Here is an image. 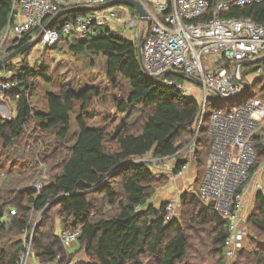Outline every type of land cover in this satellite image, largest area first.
Masks as SVG:
<instances>
[{"label": "trees", "instance_id": "1", "mask_svg": "<svg viewBox=\"0 0 264 264\" xmlns=\"http://www.w3.org/2000/svg\"><path fill=\"white\" fill-rule=\"evenodd\" d=\"M13 1L0 0V36L12 23ZM213 9L212 5L211 12ZM64 11L63 17L56 20L59 24L89 13ZM222 16L246 17L264 24V1L231 7ZM40 32L41 28H36L10 41L8 53L23 48L27 50L21 55L28 53L33 35ZM61 43L68 45L75 55L103 58L106 83L101 90L65 88L56 93L47 92L45 110L35 109L31 96L39 89L38 82L53 83L50 69L44 64L34 69L24 60L21 68H17L12 80L18 79L22 84L6 96L16 101L17 110L11 120L0 117V138L6 148L21 152L25 145L31 153L19 165L0 163V264H17L30 242L38 264H51L56 259L58 264H187L191 247L189 230L208 235L203 245L211 256L225 257L228 223L219 213L205 207L197 194L186 192L181 196L185 224L178 220L165 223V205L158 209L149 204L144 210L139 209L155 194L156 186L166 181L163 176L157 177L151 163L140 159L151 153L159 160L181 153L197 133L199 102L181 96L175 87L157 78L146 76L136 44L120 33L99 29L94 37L74 42L62 38ZM260 64L264 65V61L257 65ZM8 66L9 62L0 65V74ZM173 76L166 75L168 79ZM120 79L126 82L128 91ZM261 90V86L256 88L253 97L262 99ZM103 94L114 102L115 112L89 126L85 116L90 112L88 108L93 98ZM118 94L123 95L118 97ZM76 104L81 106L76 120L79 131L76 141L68 145L72 138L71 114ZM31 123L53 136L54 143L46 144L43 139L42 147L37 146L28 135ZM210 141L207 119L198 131L195 144L192 165L199 176L195 184H201L205 175ZM40 147L47 150L42 154L41 149L38 154ZM255 148L263 159L264 128L256 137ZM42 162L50 167V174L47 173L44 187L37 191L34 185L43 178L39 167ZM257 203L250 223L264 234L262 193ZM11 211L16 214L12 215ZM36 214H41V218L35 226ZM57 218L63 231L81 230L76 243L86 253L89 263L75 261V253L64 247L56 233ZM26 230L28 238L24 241ZM145 258L148 260L143 261ZM253 259L254 264H264L262 244L256 247Z\"/></svg>", "mask_w": 264, "mask_h": 264}, {"label": "built area", "instance_id": "2", "mask_svg": "<svg viewBox=\"0 0 264 264\" xmlns=\"http://www.w3.org/2000/svg\"><path fill=\"white\" fill-rule=\"evenodd\" d=\"M111 1L14 0L12 23L1 36L8 41L11 37L21 38L36 28H41L42 32L61 11L79 7L95 8ZM133 1L142 5L147 14L146 20L141 19L138 12V20L131 21L129 17L128 21H122L121 12L125 9L120 5L101 11H88V14L63 24L55 21L44 30L40 43L43 48L49 49L56 47L62 38L72 35L77 40H85L96 36L99 29H104L110 23L114 27L107 29L118 31L131 41L137 38L136 44H140L142 56L141 66L151 78L166 76L169 70L184 73L190 85L174 81H169L167 85L175 87L181 96L199 102L201 114L198 130L205 120H209L214 139L199 196L203 203H213L216 212L229 224L226 254L228 259H234L236 248L240 246V225L244 222L241 220V189L256 162L255 138L264 128V103L251 96L237 110L214 108L207 117V109L212 96L220 101L239 103L248 98L251 87L257 88L256 83L249 81L250 76L246 71L264 61L261 59L264 56V24H257L246 17L225 18L222 14L231 7H243L264 0ZM212 5L214 9L211 12ZM139 34L143 36L142 40L141 37L138 39ZM254 73L253 76L264 75V67H258ZM15 74L0 77L1 97L5 98L7 93L21 86V81L12 80ZM172 159L168 157L155 162L162 173L174 175ZM184 175V171L178 174L179 177ZM43 186L39 182L35 188L41 190ZM174 207V203L167 207L166 223L172 220ZM11 214L15 215L16 212L11 211ZM80 234L81 230L64 232L61 240L70 246ZM22 238L27 240V230L23 231ZM31 248L32 242L27 244L17 264H29ZM58 262L56 259L51 264Z\"/></svg>", "mask_w": 264, "mask_h": 264}, {"label": "rangeland", "instance_id": "3", "mask_svg": "<svg viewBox=\"0 0 264 264\" xmlns=\"http://www.w3.org/2000/svg\"><path fill=\"white\" fill-rule=\"evenodd\" d=\"M120 7H123L125 9L124 12H121L122 21L124 22L128 21L129 17L131 21L138 20V10L136 8L129 6V5H120ZM108 27L113 28L114 26L110 23H107L104 29L105 28L107 29ZM40 33L33 35V41L38 39ZM122 36L125 37L126 39H129L128 37L124 35ZM140 37H141V34L138 35V39H140ZM66 39L70 40L71 42H74L75 40H77L74 38V35H72L71 37H66ZM136 39H134L135 42L133 40L135 44L138 42L136 41ZM14 40L15 39L11 37L8 41H4L3 37L0 36V63H1L0 65L6 64L7 62H9V65H10L8 66V68H6V70L2 71V73L0 74V77L6 76L9 73H16L17 68L22 66L21 64H22V61L24 60L25 63H28L29 66L34 69L41 67L43 64L47 65L50 69V76L53 78V83L51 84L47 82L46 83L38 82V84H40V87L31 96L32 101H33V106L35 109L45 110V106H46L45 95L47 92L56 93L59 90L65 89V88H71L75 91H81L87 88H97L101 90L106 83L105 60L101 57H93L89 55H75L69 51L68 45L61 43V41L56 47H52L49 49L43 48L40 41H38L35 44H32L33 42L32 41L29 44V47L27 46L28 48H30L28 53L27 51L24 52L25 54L27 53L26 55L24 54L25 56L21 54H23L22 51L27 50V48H23L17 52H13L9 54L8 50L11 46V42ZM136 46L138 48L139 61H140V64L142 65L140 44L139 45L136 44ZM261 66L264 67V65L260 64V65H257L255 67L248 69L246 73H249V76H250L249 81H253V83H256L255 86L257 87V89L260 86L262 87L261 92L262 94H264V86H262L264 84L262 85L260 84L259 86L260 81L264 80V75L262 76L252 75V72L254 73L255 69ZM141 67L143 69V66ZM157 80L162 83L163 82L168 83L169 81H174L176 83H181L183 85H190L189 84L190 82L187 81L186 78H181L178 76H173L172 79H168V77L162 76V77L157 78ZM120 82L123 84L124 89L128 91L129 88L126 82L122 79H120ZM255 90L256 89H254V87H251V91L249 92L248 98H245L239 103H234L233 101H220L218 98L212 96L209 102L210 105L207 109V117L209 114L213 112L214 108H220V109H225V110H237L243 105V103L250 100L251 96L254 95ZM121 95L123 94H118V97H121ZM257 99H260L262 103H264V96L262 99L260 97H258ZM80 108L81 106L76 104L71 114V133H72L71 136L72 138L68 142V145H71L74 141H76V138L78 135L79 129L77 127L76 120H77L78 115L80 114ZM88 109L90 112L86 113L87 115L85 116H86L87 124L91 126L93 125L95 121L100 123L102 120L107 118L109 115H113V113L115 112V104L111 99H108V97H106V95L103 94L100 97L93 98L92 104L90 108ZM16 110H17V103L13 98L9 100L7 97L4 98L0 96V117L1 118L11 120L15 116ZM262 129L257 133L258 135L260 132H262ZM198 131L199 130H197V133H196L197 136H198ZM28 135L33 137L32 140H35V142H37L36 144L37 146L40 145L42 147L43 139H45L46 144L54 143V140H53L54 137L49 135L48 133H43L42 131H40V129H38V125H36L35 123H31V126L28 129ZM196 135H195L196 138L193 137L192 140L190 141L189 143L190 146L186 147L181 153L172 156L174 175L173 174L166 175L162 173L158 169L157 163L155 162L156 160H159V159H154L152 156V153L140 159V161L151 163L150 167L152 171L157 175V177L161 178V176H163L166 179V181L162 180L161 184L156 186L155 194L149 199V202L151 203V205L157 207L158 209H160L163 205L166 206L165 207V210H166L165 223H166V216H167V207L169 206V204L174 203L175 207H174L173 212L171 213V218H172L171 221L178 220V221H181V223L185 224L184 223L185 219H183V208L181 206V200H180L182 195L179 197L178 201H177L178 196L177 197L173 196L169 198L170 199L169 201H173V202L163 204L162 206L159 205L158 201H154V200L157 197L159 190L165 189V187L167 186L169 187V190H172V191L174 190L173 184L177 181V180L175 181V179L182 178L178 176V174L181 171H184L186 174V172L189 171L191 168L194 169L192 163L194 161V155L196 152V149H195V144L197 141ZM213 139L214 138L211 133V141L207 146V148L209 147L208 154L211 150ZM255 141H256V138H255ZM23 144H25V142ZM3 145H4L3 141L0 138V163L8 162L10 164L12 162H15V164L19 165L23 163L22 158L28 155L29 153H31V149L29 147L27 148V146L25 145L23 146V150L21 152H15L13 147L6 148ZM109 145L112 146L113 143L109 142ZM41 147L39 148L40 150L37 149L38 154H40L41 152V149H42ZM51 148L53 149L52 145H51ZM46 150L47 148L44 147L42 149V154ZM255 153H256V162L254 163L251 169V175L241 189V193H242L241 220H244V219L246 220L242 222L240 225L239 235L241 237V240L238 241V243H240V246L236 248L235 258L228 259L227 254H226L227 253L226 241H225V249H224L225 257H221L222 259H220V258L211 256L208 253V251H206L205 245H203V241L205 242L208 240V235L198 234L195 232V230H189L188 235H189L191 247L188 253V258L185 260L187 264H254L253 254H254L256 247L260 244L264 246V234L260 233L250 223L251 215L256 211V208H257V204H258L257 197L260 193L264 195V158L262 159L259 153L257 155L256 148H255ZM208 154H207V163H208ZM179 162H181V164ZM178 164H180V167H181L180 169L178 168L179 166ZM39 167L41 168L43 172V178L40 179L34 185V188L39 182H42L44 184L45 178L47 179V176H48L47 173H49V169H50V167L47 168V165L44 162L40 163ZM182 167H183V170H181ZM2 174H4V172ZM172 178L174 179V182L170 183L171 182L170 180ZM195 183L196 182H194V179H192L191 188L186 187L185 189H183L182 194L186 193V191L189 190L187 191L188 193L197 194L199 196V186L198 185L201 186V184L199 183L195 184ZM179 187H181V185H179ZM37 191H40V190H37ZM176 193L177 191L174 194ZM148 203L143 208H139V209L144 210V208L149 205ZM202 204L205 207L211 208L212 210L216 211L214 209L213 203L209 202L208 204H206L202 202ZM108 209L109 208H107V210ZM244 212L246 214V218H245V215L243 214ZM34 216L36 220L35 221V226H36L38 222L40 221L39 219L41 218V214H36ZM34 230L30 235L31 240L33 238ZM62 231H63V227H62L61 221L59 218H57L56 219V233L60 237V240L62 239V235L65 232V231L64 232ZM228 235H229V224H228ZM244 236H247V237L243 243L242 237ZM76 242L77 240L74 243H72L70 246H66L63 242L62 244L67 250L75 253L73 254V259H75V261L77 262L79 261L80 263H89V258L87 257L86 253L84 252L82 248H79ZM147 260L148 258H145V260L143 259V261H147ZM36 263L38 264V262L35 260L32 253L30 252L29 264H36ZM70 264H74V263H70Z\"/></svg>", "mask_w": 264, "mask_h": 264}, {"label": "water", "instance_id": "4", "mask_svg": "<svg viewBox=\"0 0 264 264\" xmlns=\"http://www.w3.org/2000/svg\"><path fill=\"white\" fill-rule=\"evenodd\" d=\"M117 5H129V6H132V7L136 8L138 10L141 19L146 20V18H147V14H146L144 8L142 7V5L139 4L138 2L133 1V0H113L111 2H108V3L100 6V7H95V8L79 7V8H75V9H70L68 11H101V10H104V9H107V8H111V7H114V6H117ZM65 12L66 11H61L57 15H55V17L45 26L44 30L50 28L56 20H58L59 18H61L65 14ZM44 30L40 33L38 39L33 41L32 44H35V43H37L38 41L41 40V38H42V36L44 34ZM142 38H143V36L141 37V40H142ZM261 59L263 60L264 56L261 57ZM144 74L146 76L150 77V75L146 71H144ZM166 75H174V76H178V77L184 78L183 73L175 72V71H171V70L167 71ZM197 83H199V81Z\"/></svg>", "mask_w": 264, "mask_h": 264}, {"label": "crops", "instance_id": "5", "mask_svg": "<svg viewBox=\"0 0 264 264\" xmlns=\"http://www.w3.org/2000/svg\"><path fill=\"white\" fill-rule=\"evenodd\" d=\"M114 32H117V33H119L118 31H114ZM194 167V166H193ZM190 169V168H189ZM205 174H206V171H205ZM205 176V175H204ZM168 177V176H167ZM198 172H197V170H196V168L194 167V169L193 168H191L189 171H187L186 172V174H185V176H183L181 179L179 178V179H175V183L173 184L174 186V190L172 191V190H169V187L167 186V187H165V189H161V190H159V193H158V195H157V197L155 198V200L154 201H158L159 202V205H163V204H167V203H169V202H173V201H169L170 199L169 198H171V197H173V196H178V199H177V201L179 200V197L181 196V195H183L182 193H183V189H185L186 187H190L191 188V180L192 179H194V182H196V180L198 179ZM204 178V177H203ZM170 180V179H169ZM171 181V182H170ZM169 182L170 183H173L174 182V179L172 178L171 180H170ZM179 185H181V187H179ZM177 191V193L176 194H174L175 192ZM185 191V190H184ZM187 191H189V190H187ZM186 191V192H187ZM148 204H151L150 202L148 203ZM160 206V207H161ZM157 208V207H156ZM244 215H245V218H246V214H245V212L243 213ZM246 219H244V221H245ZM62 232H64V231H62ZM246 237L247 236H244V237H242V240H243V243H244V240L246 239ZM75 246V245H74ZM73 246V247H74ZM37 264V263H36Z\"/></svg>", "mask_w": 264, "mask_h": 264}, {"label": "bare ground", "instance_id": "6", "mask_svg": "<svg viewBox=\"0 0 264 264\" xmlns=\"http://www.w3.org/2000/svg\"><path fill=\"white\" fill-rule=\"evenodd\" d=\"M142 35L144 36V33H142ZM183 75H184V73H183ZM191 98V97H190ZM185 176V175H184Z\"/></svg>", "mask_w": 264, "mask_h": 264}]
</instances>
